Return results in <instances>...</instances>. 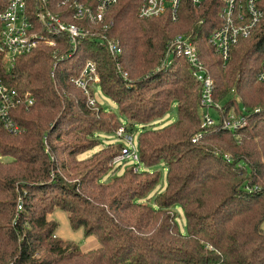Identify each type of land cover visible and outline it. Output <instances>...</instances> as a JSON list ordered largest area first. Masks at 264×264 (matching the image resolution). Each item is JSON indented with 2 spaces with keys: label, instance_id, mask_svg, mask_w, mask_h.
<instances>
[{
  "label": "trees",
  "instance_id": "1",
  "mask_svg": "<svg viewBox=\"0 0 264 264\" xmlns=\"http://www.w3.org/2000/svg\"><path fill=\"white\" fill-rule=\"evenodd\" d=\"M142 1L117 0L106 16L113 20L109 34L122 47L119 62L129 80L95 39L83 40L54 70V47L42 42L10 68L0 56L4 82L35 98L12 111L20 134H9L0 124V264H264V82L257 79L264 18L232 47L223 65L207 44L220 24L218 0H203L199 7L181 0L176 21L169 12L138 18ZM177 34L190 36L197 46L213 79L214 99L223 106L221 118L243 108L247 126L200 129L201 84L186 60L174 57L169 68L157 70ZM64 38L56 37L63 49ZM88 59L99 76L92 96L98 87L111 99L128 119V131L135 124L151 125L177 104L176 121L142 129L139 162L107 182L103 177L121 143L79 158L100 145V134L122 124L97 100L96 109L88 106L86 94L71 82ZM158 164L166 168V186L149 204L159 181L150 168ZM56 209L100 246L82 251L58 237L51 217Z\"/></svg>",
  "mask_w": 264,
  "mask_h": 264
},
{
  "label": "built area",
  "instance_id": "2",
  "mask_svg": "<svg viewBox=\"0 0 264 264\" xmlns=\"http://www.w3.org/2000/svg\"><path fill=\"white\" fill-rule=\"evenodd\" d=\"M2 1V0H1ZM0 1V56L7 68L15 59L29 53L37 44L44 43L53 48V70L58 60L73 56L79 44L85 39H95L99 46L106 48L115 61L117 72L124 80H129L127 71L122 68L119 57L122 47L119 41L109 34L113 24L112 19H106L109 8L117 0H6ZM181 0H143L137 8L140 19L157 18L169 12L170 19H178V8ZM220 24L208 36L207 44L213 54L218 56L223 65L228 61L232 47L241 38L248 37L254 28L264 18V0H218ZM203 0H191L194 7H199ZM69 18L74 19L70 22ZM64 36L65 49L56 43V37ZM174 57H183L190 67L191 76L201 84L199 98L200 129L219 124L224 130L234 131L248 125L244 110H230L225 118L221 102L214 99L213 79L202 60L197 46L190 36L175 35L167 44L161 63L157 70H165L173 63ZM53 70L51 75H53ZM257 79L264 82V58L257 73ZM75 87L83 90L87 96V105L97 108L96 98L90 90L99 81L97 65L93 60H86L78 75L70 78ZM35 98L30 92L20 93L7 85L0 77V124L5 131L12 135L21 133L19 124L12 116L21 103L32 105ZM213 110L217 118L210 113ZM221 113V114H220ZM117 137L126 145L113 156L111 165L126 159L139 162V154L133 144V136L126 126L121 124L115 131ZM196 135L192 142H196ZM46 142L45 136H43ZM228 158V155H225ZM22 209L19 201L17 210Z\"/></svg>",
  "mask_w": 264,
  "mask_h": 264
},
{
  "label": "rangeland",
  "instance_id": "3",
  "mask_svg": "<svg viewBox=\"0 0 264 264\" xmlns=\"http://www.w3.org/2000/svg\"><path fill=\"white\" fill-rule=\"evenodd\" d=\"M95 98L102 107L108 108L109 110L114 112L124 126L129 127L128 119L124 115L119 113L117 105L111 99L107 98L103 93H101L98 87L95 90ZM210 113L213 116V118H217L216 112L210 110ZM176 119H177V104L174 103L170 106L168 112L161 119L154 121L151 125L148 126V125L135 124L131 126V130H129V132L133 136V144L137 146L138 134L142 129L148 127L160 128L164 125L176 121ZM99 139L101 140V142L98 147H96L94 150L83 153L82 155H80L79 158H86L92 155L93 152L99 150L102 147H105L108 144L121 143L122 145H126V143L122 139L116 136L115 132L110 134H100ZM5 159H7V157L4 158L3 160ZM134 164L136 163L134 162L133 159H126L125 161H121L115 164L114 166H112L111 170L103 177V181L107 182L112 177L116 175H120L126 168H129ZM140 169L144 170V167L141 166ZM150 171L159 173V181L156 186V189L148 197V203L153 204L154 195L162 192L166 186V168L164 167L163 164H158L154 167H151ZM173 211L176 214V218L179 222V226L181 230H184L185 218L183 216L182 210L179 207H176L173 209ZM51 217L55 219L56 222L58 223L56 235L61 239L75 242L82 251H88L90 249H94L100 246V243L95 236L86 235L84 233L83 228L73 229L70 226L67 212L61 209H56L52 213Z\"/></svg>",
  "mask_w": 264,
  "mask_h": 264
}]
</instances>
